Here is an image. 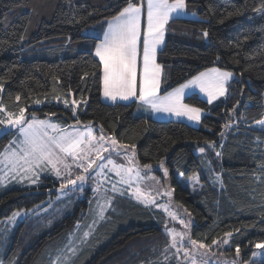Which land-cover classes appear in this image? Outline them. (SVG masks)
Instances as JSON below:
<instances>
[{
    "label": "trees",
    "instance_id": "16d2710c",
    "mask_svg": "<svg viewBox=\"0 0 264 264\" xmlns=\"http://www.w3.org/2000/svg\"><path fill=\"white\" fill-rule=\"evenodd\" d=\"M126 4L0 0V113L24 108L27 119L35 114L67 124L90 121L117 142L134 144L140 164L165 165L167 190L191 219V239L209 248L214 239L231 232L224 250L231 257L239 246L238 264H246L255 245L264 242V128L255 123L264 117V14L256 11L264 0H186L198 19L178 17L166 25L156 56L162 66V92L210 67L233 75L226 94L211 104L196 93L185 97L186 104L203 111L198 126L136 115L133 102L101 101V65L93 55L100 35L87 29ZM71 99L76 101V116ZM13 136L14 130L0 134V152ZM193 173L199 180L195 192L177 179ZM58 185L45 176L38 187L2 192L0 224L16 210L52 201ZM88 209L87 199H82L61 215L21 220L0 233L1 261L51 264L54 252L64 248ZM98 231L89 244L77 248L72 264H174L158 256L167 234L134 202L101 223Z\"/></svg>",
    "mask_w": 264,
    "mask_h": 264
},
{
    "label": "rangeland",
    "instance_id": "374dc122",
    "mask_svg": "<svg viewBox=\"0 0 264 264\" xmlns=\"http://www.w3.org/2000/svg\"><path fill=\"white\" fill-rule=\"evenodd\" d=\"M97 28L98 26L89 27L87 32L94 33ZM225 71L230 72L228 70ZM73 101V99L70 100V109L73 115L76 116L77 105L76 103L73 104ZM73 108L76 109L75 113L73 112ZM8 114L9 112L0 113V119H7ZM10 114H13V118H15V116L19 115V112ZM33 116H35L37 120L47 121L49 125L56 126L55 128L50 126L44 128L40 132L39 139L48 144L53 159L60 157L64 159L67 164L71 165V167L70 169H65L62 165H58L62 175L57 177L52 165L44 161L40 167L33 168V172L38 173L36 183H31V179H36L32 172L21 171L20 168H17L15 173L10 174L12 161L16 159V157L23 156V149L25 148V145L22 144L23 136L20 134L19 129L11 128L10 130H14V136L0 152V176L7 177L6 181L0 184V194L15 186L38 187L43 183V177L45 176L53 177L59 182V185L56 187L57 195L52 201L38 205L33 209H20L14 211L21 212L20 216L16 217L15 221L8 220L14 212L9 217H6L0 224V233H7L12 230L21 220H38L43 217L61 215L67 211H71L77 201L87 199L89 209L75 225V231L71 233L65 243V246L71 244L79 248L82 244H89L90 238L95 237V233L99 232L98 227L101 223H105V220H109L111 217L118 215L122 209L126 207L128 202L131 201L150 212L158 222V225H161L163 231L167 234L165 245L158 251V253L160 252L158 255L159 258L161 260L174 262V264H192V257L184 256L185 249L190 253L192 252V245L189 242L193 240L189 235L191 219L173 202L172 195L167 190L166 183L168 171L167 175H165L166 167L163 162L158 164H140L136 159L134 144L124 145L117 142L112 135L104 132L99 125L93 124L90 121H76L72 124H65L52 116L41 117L31 114L30 118L27 119L26 113L25 121H31ZM173 117H175L174 119L177 121H184L192 126H198L200 123V121L198 123L191 122L187 117H177L175 115H173ZM262 119H264V117ZM262 127L264 128V126ZM88 128H91L92 136L95 138L96 142H99L101 136L105 138L101 143L103 148L107 150L100 153L104 159L98 160L95 151H92L91 159L96 160L97 164L106 165V167L101 169L94 164L93 168L89 169L88 173H85L83 167H78V162H73L71 156H66L62 153L55 144L51 143L50 138H59L65 132L76 131L85 133V139H87ZM3 129L4 126L0 125V134L5 132ZM112 140L116 141L115 145L112 144ZM99 146L100 143L94 142V148ZM14 153L16 154L15 156H13ZM108 161H112L113 163L109 164ZM88 162L87 159L83 161L85 167ZM20 164L24 166L25 169L27 168L22 160ZM146 165L150 167H145ZM12 174L16 175L15 179H12ZM82 174L87 177L82 188L79 186V181L76 185L68 184L69 179L76 180V177ZM21 177L24 178L21 179ZM212 177L214 180L217 179L215 175ZM177 179L182 186L187 187L190 191L195 192L198 190L199 180L196 173L189 176H179ZM124 180H127L128 183H124ZM61 185H64L63 189ZM113 185H115L119 191L114 192ZM137 190H139V192H137ZM138 194H142L139 200L136 198ZM145 199H149L152 202L146 204L143 202ZM109 203L110 207L108 206ZM102 208L104 211L101 217L100 213ZM86 232L89 233V235L84 237V233ZM174 234H176V247H171ZM181 237L183 238L181 239ZM82 238L84 239L83 243H81ZM223 239L224 237L219 241ZM65 246L54 252L52 261L60 250L65 249ZM225 247L227 246L218 243V245H212L204 249L199 248L198 243V252L195 256L196 264H204L205 260L208 261V264H238L239 256H237V253L228 257L224 250ZM177 249H180V251L178 252ZM154 251L156 253L157 248H155ZM254 252L259 253V255L254 257ZM200 253H204V255H200ZM1 260L2 258L0 256V264H4ZM260 262H264V249H257L255 247L247 264H257Z\"/></svg>",
    "mask_w": 264,
    "mask_h": 264
},
{
    "label": "snow or ice",
    "instance_id": "6c2138e0",
    "mask_svg": "<svg viewBox=\"0 0 264 264\" xmlns=\"http://www.w3.org/2000/svg\"><path fill=\"white\" fill-rule=\"evenodd\" d=\"M186 7V0H171V2L169 0H146V21L142 27L143 3L137 4L133 0H127L126 6L108 20V28L104 31L103 39L95 48V56L99 57L100 64L102 65L104 97L113 101L117 98L121 100L135 98L143 105L150 107L153 112H165L177 117H187L189 121L198 123L201 119L202 110L182 102V98L187 94L185 90L193 86L198 87L200 92L206 93L209 104L218 96H224L226 94L225 83L232 76V73L220 71L219 69H210L207 72L192 77L187 83L180 85L179 88L173 89L166 95H158V90L162 82V66L156 63L157 51L162 48L164 43L165 26L170 20L186 14ZM256 11L264 14V7H259ZM203 35L207 37L208 32L205 31ZM141 41L143 67L139 74V94L137 95V56ZM17 100H19V96H17ZM75 103L73 101V104ZM65 104H67V101H65ZM0 111H4L2 105H0ZM75 111L76 109L73 108L74 113ZM255 123L264 126V119L258 120ZM0 125L4 126L3 130L5 132L11 128H18L20 134L23 136L22 144L25 145L23 149L24 155L16 157L12 161L10 174L15 173L17 168H20L21 171L32 172L36 179H31V183H36L38 173H34L33 168L40 167L44 161L52 165L57 177L62 175L58 165H62L65 169H70L71 165L67 164L64 159L60 157L53 159L48 144L39 139L40 132L44 128L49 126L55 128V125H49L47 121L37 120L35 116H33L31 121H25L24 108L20 109L19 115L15 116V118H13V114L9 113L7 119H0ZM225 127H228V125H225ZM104 139L101 136L99 142H96L92 136L91 128H88L87 139H85V133L74 131L65 132L59 138H50V141L66 156H71L73 162H78L77 166L83 167L84 172L88 173L94 164L101 169L106 167V165L97 164L96 160L91 159L92 151H95L98 160L104 159L100 155L102 151L107 150L103 148L101 143ZM94 142L100 143V146L94 148ZM115 143L116 141L112 140V144L115 145ZM199 151L204 153L205 150L200 148ZM15 155L14 153L13 156ZM217 155L220 154L217 153ZM85 159L89 161L86 167L83 164ZM21 160L27 166L26 169L20 164ZM108 163L111 164L113 162L108 161ZM145 167L150 166L146 165ZM165 175H167L166 169ZM15 178L16 175L12 174V179ZM23 178L21 177V179ZM6 179V176H0V184H3ZM86 179L87 177L82 174L77 176L76 180L69 179L68 184L76 185L79 181V186L82 188ZM124 183H128V181L124 180ZM61 188L63 189L64 185H61ZM113 191L116 192L119 189L113 185ZM141 195L138 194L136 198L138 200L141 199ZM143 202L148 204L152 201L145 199ZM108 206L110 207V203ZM103 211L104 209L102 208L100 213L101 217L103 216ZM20 214L21 212L19 211L14 212L8 220L15 221L16 217L20 216ZM88 235L89 233H84V237ZM231 236V232L225 233L222 241L218 242L214 239L212 244L218 245L219 243L227 246L230 243L229 238ZM83 242L84 239L82 238L81 243ZM189 242L192 245V252L190 253L185 249L184 256L192 257V264H196L195 256L198 252V242L195 240H190ZM171 247H176V234L173 235ZM207 247L203 243H199V248L206 249ZM255 247L257 249H264V243H258ZM177 251L179 252L180 249H177ZM236 253L239 256V246L236 248ZM76 254V247L71 244L66 245L65 249L58 252L52 264H72L73 257ZM200 255H204V253H200ZM258 255L259 253H253L254 257ZM204 264H208V261L205 260Z\"/></svg>",
    "mask_w": 264,
    "mask_h": 264
},
{
    "label": "crops",
    "instance_id": "0c3cea01",
    "mask_svg": "<svg viewBox=\"0 0 264 264\" xmlns=\"http://www.w3.org/2000/svg\"><path fill=\"white\" fill-rule=\"evenodd\" d=\"M169 2H171V0H169ZM141 3H143V9H144L143 15H142V27H143L144 24H145V21H146V0H142ZM185 13L186 14L181 15L180 17L187 18V19H198V16L196 14V11L194 9L188 8V6L186 7ZM193 13H195V15H193ZM110 18L105 19L102 22H100L99 25H98V28L95 31L96 33L94 32V34L100 35V40L96 43V45L98 43H100V41L103 39V34H104L105 29L108 28V20ZM164 40H165V37H164ZM96 45H95L94 50H93V55L99 61V57L95 56V48H96ZM162 47H163V45H162ZM158 51H157V53H158ZM156 63H158V62L156 61ZM142 67H143V51H142V41H141V43L139 45L138 56H137V95L139 94V92H138V88H139V74L142 71ZM210 69H219L220 71H225L224 69H220V68H217V67H210V68H207V69H204V70L200 71L199 73L195 74L194 76H198L200 73L207 72ZM102 75H103V73H102V65H101L100 99L102 98L101 99L102 102L109 103V104H113V103H130V102H133L135 104L134 113L136 115L148 116V117L153 118V119H156V120H175L174 119L175 117H173V115H170L169 113H165V112H153L150 107L143 105L140 101L136 100L135 98H130L128 100H121V99L117 98L115 101H113L111 99H108V98L104 97V95H103V84H102ZM194 76H192V77H194ZM192 77H190L186 81H184V82H182V83H180V84L172 87L171 89H169L167 91H163V92L161 91V89H162V82H161L160 89L158 90V95H160V96L166 95L167 93L171 92L173 89L179 88L180 85L187 83V81L191 80ZM232 77H233V75L225 83V88H226V84L232 79ZM185 92L187 94L182 98V102L184 104H186L184 102L185 97L188 96L189 94H192V93H196L197 95H199L200 98H202L203 100H205V101L208 102V97H207L206 93L200 92V90H199L198 87L193 86L190 89H186ZM220 97L221 96H218L216 99H218ZM215 100H213V101H215ZM201 114H203V111H201Z\"/></svg>",
    "mask_w": 264,
    "mask_h": 264
},
{
    "label": "bare ground",
    "instance_id": "6f19581e",
    "mask_svg": "<svg viewBox=\"0 0 264 264\" xmlns=\"http://www.w3.org/2000/svg\"><path fill=\"white\" fill-rule=\"evenodd\" d=\"M102 99V98H101ZM102 101V100H101ZM147 117V116H146ZM66 124V122H64ZM78 222V221H77Z\"/></svg>",
    "mask_w": 264,
    "mask_h": 264
}]
</instances>
